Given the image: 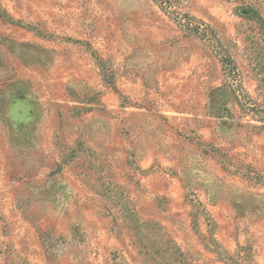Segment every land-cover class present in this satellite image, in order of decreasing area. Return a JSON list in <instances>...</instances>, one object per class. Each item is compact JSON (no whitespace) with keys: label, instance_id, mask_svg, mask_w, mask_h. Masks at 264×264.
Returning <instances> with one entry per match:
<instances>
[{"label":"rangeland","instance_id":"1","mask_svg":"<svg viewBox=\"0 0 264 264\" xmlns=\"http://www.w3.org/2000/svg\"><path fill=\"white\" fill-rule=\"evenodd\" d=\"M0 264H264V0H0Z\"/></svg>","mask_w":264,"mask_h":264},{"label":"trees","instance_id":"2","mask_svg":"<svg viewBox=\"0 0 264 264\" xmlns=\"http://www.w3.org/2000/svg\"><path fill=\"white\" fill-rule=\"evenodd\" d=\"M156 1H158V2H160V3H163V2H165L166 0H156Z\"/></svg>","mask_w":264,"mask_h":264}]
</instances>
